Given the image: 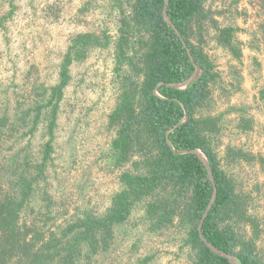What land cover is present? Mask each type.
I'll list each match as a JSON object with an SVG mask.
<instances>
[{
  "label": "trees",
  "instance_id": "1",
  "mask_svg": "<svg viewBox=\"0 0 264 264\" xmlns=\"http://www.w3.org/2000/svg\"><path fill=\"white\" fill-rule=\"evenodd\" d=\"M108 1L118 16L116 37L106 32L70 37L57 82L33 88L28 105L11 113L0 110V264H98L113 251L116 230L137 211L147 233L161 236L172 230L180 235L189 264H231L206 247L198 230L214 190L201 226L203 239L239 264H264V248L258 243L264 235L259 198L244 189L236 174L255 164L264 170V158L247 144L254 123L251 107L217 110L218 99L228 102L240 90L241 77L232 68L225 83L205 51L213 41L240 63L238 29L221 25L207 0ZM252 41L259 49L264 45V21ZM110 46L118 95L107 129L114 135L112 164L123 170L121 188L104 213L84 211L45 234L22 216L39 202L50 212L46 173L70 67L91 51ZM196 70L198 77L186 84ZM258 93L256 106L264 112V88ZM40 127L45 141L35 157L31 139ZM242 137L246 141L239 142ZM7 143L9 151L4 152L1 147ZM193 151L203 155L212 179ZM255 187L264 189V184ZM149 262L144 257L127 264Z\"/></svg>",
  "mask_w": 264,
  "mask_h": 264
},
{
  "label": "rangeland",
  "instance_id": "2",
  "mask_svg": "<svg viewBox=\"0 0 264 264\" xmlns=\"http://www.w3.org/2000/svg\"><path fill=\"white\" fill-rule=\"evenodd\" d=\"M221 25H233L242 43L241 62L213 41L205 51L225 83L231 69L241 77L240 90L217 100V110L229 105L250 106L253 130L247 144L251 152L264 158V112L257 105L264 88V45L253 44L254 33L264 21L263 0H207ZM118 16L108 0H0V110L28 105L37 86L57 82L59 64L70 37L79 33L106 32L116 37ZM71 81L64 90L57 121L52 161L47 170L46 191L52 198L50 212L42 202L25 211L22 221L33 223L45 234L57 232L84 211L102 214L111 197L120 190L122 169L114 168L110 155L113 132L107 129L118 88L114 75L112 46L95 49L88 58L70 67ZM183 87V86H182ZM217 93H215L216 96ZM45 141L42 127L31 139V150L38 157ZM226 142V138L223 139ZM246 141L242 137L239 142ZM10 144L1 150L9 151ZM223 158L222 148L218 151ZM125 170V169H124ZM244 189L259 198L257 208L264 217V170L258 164L236 173ZM141 212L115 232L113 251L98 264H127L150 257L149 264H189L175 231L153 235L140 222ZM264 248V235L258 241Z\"/></svg>",
  "mask_w": 264,
  "mask_h": 264
},
{
  "label": "water",
  "instance_id": "3",
  "mask_svg": "<svg viewBox=\"0 0 264 264\" xmlns=\"http://www.w3.org/2000/svg\"><path fill=\"white\" fill-rule=\"evenodd\" d=\"M166 3H167V0H165V4H166ZM163 17H164L166 23H167L169 26H171V27L173 28V26L171 25V23H170L169 20H168V17H167V15H166V11H165V9H164V11H163ZM198 75H199V70H196L195 73L192 75V77L186 82V84H190L192 81H194V80L198 77ZM185 120H186V119H184V121H185ZM180 153H184V152H180ZM192 153H195L196 155H198L199 159H200V160L202 161V163L205 165V167H206V169H207V172H208V174H209L210 179H212V175H211L210 169H209V167H208V165H207V161L205 160V158L203 157V155H201V153L198 152V151H193ZM215 197H216V191L214 190L213 195H212V199H211V201H210V203H209V206L207 207V209H206V211H205V213H204V215H203V217H202V219H201V221H200V224H199V228H198V230H199L200 238H201V240L204 242V244L206 245V247H208L213 253H215V254H217V255H219V256H222V257L227 258V259L230 261L231 264H239V263L237 262V260H236L233 256L228 255V254H226V253H224V252H222V251L217 250V249L214 248L212 245H210L209 243H207V242L203 239V237H202V235H201V226H202V224H203V222H204V219H205V217H206V215H207V212H208L210 206L212 205V203H213Z\"/></svg>",
  "mask_w": 264,
  "mask_h": 264
}]
</instances>
